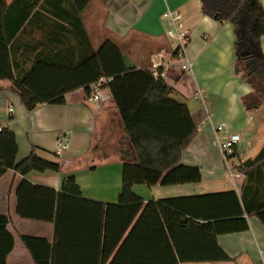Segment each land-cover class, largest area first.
I'll return each instance as SVG.
<instances>
[{"label":"trees","instance_id":"1","mask_svg":"<svg viewBox=\"0 0 264 264\" xmlns=\"http://www.w3.org/2000/svg\"><path fill=\"white\" fill-rule=\"evenodd\" d=\"M199 1L203 14L232 25L236 62L251 88L241 97V103L247 110L258 108L264 103V53L260 48L263 5L259 0ZM36 3L14 0L7 6L5 0H0V80L10 83L28 112L44 103L64 104L66 94L79 88L89 95L95 83L107 88L134 160L122 164L115 202L84 197L74 174L64 175L58 189L34 184L24 177L19 181L15 191L18 216L53 225L51 241L20 236L34 264L234 261L218 244L217 236L247 230V217L251 215L264 225V144L255 156L234 167L241 175L239 190L143 200L133 191V185L171 186L201 180L197 166L181 163L183 149L198 132L187 105L170 97L172 87L160 75L162 68L154 76L152 70L128 65L118 43L110 37L93 49L83 35L86 41L76 61H61L43 52L29 58L26 20ZM20 43L23 47L16 48ZM17 153L15 133L1 126L0 178L9 169L22 176L30 171L60 170L57 154H52L55 159L44 158L33 147L16 161ZM8 221L0 214V235L8 240L0 253V264H5L13 248ZM138 229L146 235L144 261L130 255L129 243ZM81 245L86 257L79 256Z\"/></svg>","mask_w":264,"mask_h":264},{"label":"crops","instance_id":"2","mask_svg":"<svg viewBox=\"0 0 264 264\" xmlns=\"http://www.w3.org/2000/svg\"><path fill=\"white\" fill-rule=\"evenodd\" d=\"M5 1L9 6L14 0ZM35 1L26 20L25 46L29 58L43 52L61 61H76L86 41L83 35L93 49L110 37L116 40L130 66L152 70V60L160 61L162 77L172 87L170 97L187 105L198 132L183 149L181 163L197 166L201 172L200 182L152 187L135 184L132 189L137 195L147 201L239 190L236 183V187L229 185L236 182L231 174L237 173L234 167L240 161L251 158L243 152L254 140L262 144L263 139L256 136L259 130H264V122H254L252 117V112L256 113L261 105L247 110L241 103V97L251 88L236 62L233 28L229 22L203 14L199 0ZM259 1L264 8V0ZM167 9H176L188 30L184 54L173 51L174 43L166 35L168 23L162 13ZM22 47L20 43L16 48ZM260 48L264 53V34ZM17 54L20 53L17 51ZM185 60L191 63L190 68H182ZM91 93L92 89L88 95L79 88L66 94L64 104L44 103L28 112L10 83L0 80V126L15 133L16 161L35 147L41 157L55 159L54 153L60 162L59 172L30 171L22 176L9 169L0 178V214L9 218L6 227L13 236V248L5 264H34L21 235L49 241L53 238L52 223L23 219L17 214L15 191L23 177L34 184L58 189L64 175L74 174L84 197L104 203L117 200L122 164L134 160V155L110 91L99 88L97 98L89 100ZM218 125L225 129L217 132ZM226 132H237L241 136L240 144L227 162L215 141L217 133ZM62 141L67 147L59 149ZM262 145L257 147L256 153ZM227 170L230 178L226 176ZM247 221V230L217 236L218 244L234 261L179 264H264V225L254 215L247 217ZM7 245V238L0 235V253ZM129 247L130 255L144 261L146 235L143 230L138 229ZM78 253L86 257L82 245ZM88 255H91L90 250Z\"/></svg>","mask_w":264,"mask_h":264},{"label":"built area","instance_id":"3","mask_svg":"<svg viewBox=\"0 0 264 264\" xmlns=\"http://www.w3.org/2000/svg\"><path fill=\"white\" fill-rule=\"evenodd\" d=\"M162 17L167 21L168 28L166 29V35L170 38H173L175 40V43L173 44V51L184 54L185 46L187 44L188 40V30L184 27L183 23L181 22V16L179 12L176 9H167L162 13ZM161 62L152 60L151 67L152 72L154 76H158V68L160 67ZM191 63L188 60H185L182 64V68H190ZM162 76V72L160 73ZM92 93L91 96H89V100H93L97 98V91L99 89V84L95 83L91 87ZM12 108H9V112H12ZM1 128V126H0ZM225 127L223 125H218L216 127V131H223ZM215 141L217 143V146L219 147L222 156L225 160V162L228 161L230 156L235 152L238 144L241 142V136L237 132H226L224 135H217L215 136ZM249 145V143H247ZM59 149H64L67 147L66 142L62 141L59 145ZM232 177L241 179V175L239 173L231 174ZM233 186H235V182H232Z\"/></svg>","mask_w":264,"mask_h":264},{"label":"rangeland","instance_id":"4","mask_svg":"<svg viewBox=\"0 0 264 264\" xmlns=\"http://www.w3.org/2000/svg\"><path fill=\"white\" fill-rule=\"evenodd\" d=\"M170 41H171L172 44L175 43V40L173 38H170ZM253 114H254V116H253ZM252 117H254V119H253L254 122H257V123L259 121H263L264 122V103L261 105V107H259V109H258V111H256V113H254V111L252 112ZM257 134L258 135L256 137H260V139H263L262 142H261L263 144L264 143V130L262 132H261V130H259L257 132ZM262 144H259V143L255 142V140H254L252 146L249 147L248 150L244 151L243 155H245L246 157L254 156L255 153H256L255 151L258 150L257 147H259V145H262ZM236 163H237V159H236ZM226 176H227V178H230L228 170L226 172ZM234 179L236 181L235 182L236 186H238V185L240 186L239 179H237V178H234ZM229 185L233 187V183H229Z\"/></svg>","mask_w":264,"mask_h":264},{"label":"water","instance_id":"5","mask_svg":"<svg viewBox=\"0 0 264 264\" xmlns=\"http://www.w3.org/2000/svg\"><path fill=\"white\" fill-rule=\"evenodd\" d=\"M256 53V52H255Z\"/></svg>","mask_w":264,"mask_h":264}]
</instances>
